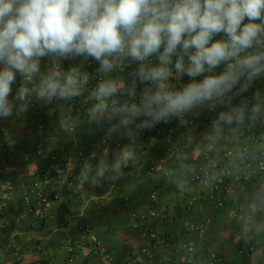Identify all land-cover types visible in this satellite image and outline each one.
I'll use <instances>...</instances> for the list:
<instances>
[{"label": "crops", "instance_id": "0c3cea01", "mask_svg": "<svg viewBox=\"0 0 264 264\" xmlns=\"http://www.w3.org/2000/svg\"><path fill=\"white\" fill-rule=\"evenodd\" d=\"M86 62L77 57L61 61V67L65 71L79 67L87 80L83 90L91 95L92 72H85ZM49 66L47 57L41 60V71ZM135 67V63L117 62L111 75L130 84L129 74ZM188 81L185 75L172 82L180 88ZM22 83L23 77L17 74L9 99ZM256 89L264 92V78L257 79L242 99L250 98ZM121 97L129 99L127 95ZM242 99L235 98L232 103ZM91 106L74 104L72 98L55 100L47 108L33 98L27 112L17 116L14 111L12 117L0 118V185L8 184L9 204L4 217L10 222L8 229L0 231V264H69L70 257H74V264H189L188 258L194 264H264V230H258L264 218L256 207L264 200V171L254 170L258 156L264 153V141L256 140L264 132V120L225 126L218 139L209 140L205 134L212 120L226 109L218 106L213 112L205 107L186 114L183 123L171 119L175 126L171 150L160 141H154V146H140L138 131L136 141L121 131L126 146L104 148L101 139L108 134L109 125L89 121ZM62 116L77 122L73 132L60 128ZM6 135L15 139L13 148L6 143ZM124 149H128L124 158L131 156L132 162L122 168L125 175L121 179L79 183L86 160L94 166L102 158L111 164ZM54 153L63 163L52 185L60 196L52 202L47 217L39 220L27 212L23 192ZM230 155L235 165L224 170L230 188L222 183L215 186L214 177L208 183L194 179V173L208 161L226 165ZM149 160L157 163L155 172L149 171ZM67 162L74 168L73 181ZM153 191L156 202L150 199ZM60 202L69 209L63 224L57 219ZM131 210H152L156 215L140 221L141 227L135 229L130 227L135 222ZM191 223L203 224V235L193 232ZM151 227L157 238L149 243L152 256L147 257L140 251L146 242L140 233L142 228ZM88 235L102 242L92 254L83 249ZM192 241L196 245L189 253L186 246ZM211 251L217 253L219 262L209 258Z\"/></svg>", "mask_w": 264, "mask_h": 264}, {"label": "clouds", "instance_id": "9594fccd", "mask_svg": "<svg viewBox=\"0 0 264 264\" xmlns=\"http://www.w3.org/2000/svg\"><path fill=\"white\" fill-rule=\"evenodd\" d=\"M46 57L50 66L41 71ZM77 57L98 64L102 78L88 117L111 124L106 139L123 131L135 140L136 130L173 118L183 123L186 114L205 107L226 109L212 120L209 140L225 126L264 120L260 89L232 103L264 77V0H0V118L27 112L33 98L50 104L82 96L87 80L79 67H61ZM117 62L135 63L130 84L112 77ZM17 74L23 83L9 99ZM185 75L189 81L177 88L172 81ZM124 95L129 99H118ZM59 124L69 133L77 126L70 116ZM5 141L15 146L11 135ZM127 153L111 164L86 160L79 183L121 179Z\"/></svg>", "mask_w": 264, "mask_h": 264}, {"label": "built area", "instance_id": "2783aa9c", "mask_svg": "<svg viewBox=\"0 0 264 264\" xmlns=\"http://www.w3.org/2000/svg\"><path fill=\"white\" fill-rule=\"evenodd\" d=\"M63 69V68H62ZM220 69H218L219 71ZM85 72H92L91 81L93 82V89L96 88L98 83L101 80L100 74L97 72V64L94 60L89 59L86 62ZM264 78V77H262ZM181 78L178 80L180 81ZM147 85H139L136 89L137 98L141 94L144 87ZM91 95L87 94L83 90V95L80 97L73 98L74 104H84V105H93L95 103L94 100L90 98ZM244 97V94L240 97H236L238 100L242 99ZM118 99L121 101L124 100L123 97L119 96ZM55 101H53L50 104H45L47 108L52 106ZM143 119V118H141ZM107 122V121H106ZM140 120L137 121L139 123ZM111 123H118V118H115ZM109 127L111 124L107 122ZM36 124L35 126H37ZM135 126L133 125V128ZM175 130L174 123H172V120H170L168 123H159L155 127L151 129H143V130H136L138 131L139 139L138 143L142 147L146 146H154V141H160L165 142L166 146H168L171 143L172 136ZM123 132V131H122ZM124 134V132H123ZM121 134V131L114 132L110 138L106 139L107 135L101 139V145L104 148H122L125 145V142L123 140V137ZM256 140L264 141V132L261 133L258 137H256ZM130 141H136L131 140ZM165 146V145H164ZM131 156H128L127 158V167L132 162ZM149 171L155 172L157 170V163L149 160ZM71 173V178L73 181L74 179V168L70 165V163H66ZM235 165V159L233 156H229L228 161L226 165H224L222 162L218 160H210L208 163L204 166H202L199 170H197L194 173V179L201 182V183H208L212 177L215 178V186H218L219 184H223L227 187H231V182L227 181L224 177V170L228 167ZM63 168V163L60 160V155L58 153L51 154L48 157V163L45 168L38 171L36 180L29 186L25 187L23 192V201L26 204L27 212L34 213L39 220H43L47 217L49 209L52 205V202L59 198L60 193L57 189L53 188V181L56 178L58 172ZM256 171H264V153H261L258 156V162L257 166L254 168ZM150 199L154 202L157 200V193L153 191L150 195ZM9 204V195H8V184L6 185H0V231L6 230L10 227V222L4 217L5 209L8 207ZM259 216L264 218V200H261V202L256 206ZM156 215V211H150L148 213L145 212H138L136 210H131L130 217L132 220H135V222L130 223L131 228H139L141 227L140 221H149L151 218H153ZM190 229L195 232L198 235H203L205 231V227L203 224H190ZM141 236L146 240L145 244L141 247L140 251L141 254L147 257L152 256V252L149 246V243L153 242L157 238V233L155 229L152 227L149 229L142 228L141 229ZM195 241L190 242L186 248L189 253H192L195 248ZM102 247L101 240L95 236V235H88L85 238L83 249L87 254H92L98 251ZM209 258L214 261H220V258L218 257L217 253L214 251H211L209 254ZM75 259L74 257L69 258V264H74ZM187 262L189 264H194L193 260L191 258L187 259Z\"/></svg>", "mask_w": 264, "mask_h": 264}, {"label": "trees", "instance_id": "16d2710c", "mask_svg": "<svg viewBox=\"0 0 264 264\" xmlns=\"http://www.w3.org/2000/svg\"><path fill=\"white\" fill-rule=\"evenodd\" d=\"M160 146H164V145H160ZM69 212V209L66 205L65 202H60L59 206H58V222L60 224H63L65 223L66 221V218H65V215Z\"/></svg>", "mask_w": 264, "mask_h": 264}]
</instances>
